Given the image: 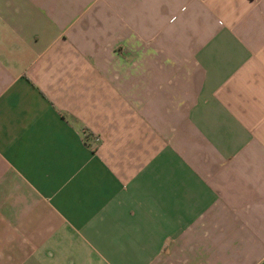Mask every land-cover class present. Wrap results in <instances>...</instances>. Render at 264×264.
Listing matches in <instances>:
<instances>
[{
	"label": "crops",
	"instance_id": "crops-1",
	"mask_svg": "<svg viewBox=\"0 0 264 264\" xmlns=\"http://www.w3.org/2000/svg\"><path fill=\"white\" fill-rule=\"evenodd\" d=\"M0 264H264V0H0Z\"/></svg>",
	"mask_w": 264,
	"mask_h": 264
},
{
	"label": "rangeland",
	"instance_id": "rangeland-1",
	"mask_svg": "<svg viewBox=\"0 0 264 264\" xmlns=\"http://www.w3.org/2000/svg\"><path fill=\"white\" fill-rule=\"evenodd\" d=\"M87 136V134H86ZM85 137V136H84ZM86 138V137H85ZM89 138L92 140V143H91V148L92 149H96V147L98 146V144L100 143V138L98 135H95V134H91L89 135ZM95 138H97L98 140L96 141Z\"/></svg>",
	"mask_w": 264,
	"mask_h": 264
},
{
	"label": "trees",
	"instance_id": "trees-1",
	"mask_svg": "<svg viewBox=\"0 0 264 264\" xmlns=\"http://www.w3.org/2000/svg\"><path fill=\"white\" fill-rule=\"evenodd\" d=\"M86 134H87V136H86ZM89 135H91V133H89L88 131H85L84 132V136L86 137H84V139H85V141H87L88 142V139H89ZM91 142H92V140H91ZM89 146H91V143L89 142Z\"/></svg>",
	"mask_w": 264,
	"mask_h": 264
},
{
	"label": "built area",
	"instance_id": "built-area-1",
	"mask_svg": "<svg viewBox=\"0 0 264 264\" xmlns=\"http://www.w3.org/2000/svg\"><path fill=\"white\" fill-rule=\"evenodd\" d=\"M95 140L97 141L98 139H97V138H95Z\"/></svg>",
	"mask_w": 264,
	"mask_h": 264
}]
</instances>
